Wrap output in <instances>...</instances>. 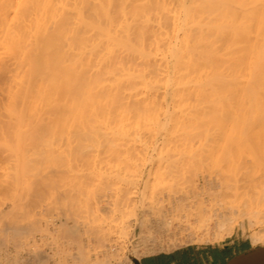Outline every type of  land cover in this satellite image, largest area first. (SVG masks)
Listing matches in <instances>:
<instances>
[{
    "label": "rangeland",
    "instance_id": "1",
    "mask_svg": "<svg viewBox=\"0 0 264 264\" xmlns=\"http://www.w3.org/2000/svg\"><path fill=\"white\" fill-rule=\"evenodd\" d=\"M19 1L20 3H18ZM24 1L25 0H15L14 2L16 3H14L12 8L15 6L14 9H16V4L18 6L22 4L23 6L25 3ZM26 5H28V3H26ZM30 8H34L35 10V6L33 8ZM29 12L33 11L31 10ZM49 34L51 35L52 33L50 32ZM23 36L25 37V35ZM46 36L47 35H45L44 37L37 36L39 39L36 37V41L34 39L35 37H23V40L25 44H28V47L30 43H35V46L31 45L32 48L29 49L31 53H26V55L28 54L32 59H30L32 62L30 63V65H27V68L23 67L21 70V67L17 65L14 67L10 66L12 68L4 69L0 65V174H2L0 175V182L3 183H0V192L4 191L3 194H0V245L2 244L0 247V264H36L40 261L42 262V264H46V262L47 264H68L64 263V261L66 262V258L69 257L67 254H70L71 252L73 253V251L87 250L91 252L93 249H104L108 251L107 253H112V251L109 252V250L107 249L108 247L112 246L114 247V251L116 252L113 251L114 254L112 256L115 257V261L112 259L110 264H115V262L116 264H118L117 261L119 262V264H126L127 262V264H130L131 259H133L134 262H137L138 260H136L135 257H141L142 255H144L146 253V249L140 247V245H143V243L139 240L140 235L141 233L143 234V232H141L140 235H137L134 232L136 225L140 223V225L142 226L143 224L148 223L151 218L155 216L157 217L165 207L171 209L174 202H177V205L175 207L174 217L170 221L171 223L177 224L178 228L176 229V232L179 231V228H181V234L180 231L177 232L179 233V235L182 236L184 233L189 232L191 235H198L197 237L199 239L204 238L205 235H208L207 241L212 239V236V238L209 239V235L213 234L214 232V222L211 221L212 219H214V216H212L211 220L209 221V217L213 213V211L209 208L214 206V202L218 200L220 202H217V204L220 205L219 209L222 215L226 216L227 213L229 215V212L232 211L230 212L231 217H233L234 221L237 218L236 222H239L238 218L242 216L240 218H242L241 220L243 222L244 229H240V226L236 223L231 236H239L250 240L249 236L252 231H250L248 228V223L245 219V216L243 217V215L246 214L244 209H246L247 207V213H249V211L256 212V214L254 215L258 217V220L263 219L262 222H264V124L260 121V119H263L259 118V114H256V109L258 107L254 109L250 104L252 107L248 111L249 113L250 111L252 112V115L250 114L252 118L250 115H248L249 113L247 114L246 112V115L243 114L244 116L241 112L235 114V110L233 111L232 107L230 108V110L233 111V116H231V113L228 109H223L224 111H221V109H219L220 111L218 112H215L214 110L215 114H219H216L217 118L215 117L214 119L215 114L214 116H208L213 115V111H210L211 113L205 112L207 116H204V112L201 110L202 107H196L198 105H195L196 102L194 101V98H197L198 96H182L183 98H181L180 102L182 107L184 108L183 110L182 108H177V110L179 111L181 109V113L185 112V116L180 112L178 113V111L175 109L176 107H179L180 104H176L175 107L173 104L175 103V101L171 103V100H174V97H176L174 95L163 93L162 95L164 96H161L160 94L162 100H160L161 98L159 99V96L156 95L153 102H151V99H153L154 95H145L147 97L145 98L142 97V94V96L138 94L131 96L133 98H131V101L129 99L128 102L122 103L123 100L118 99L121 101L120 103H122V106L119 105L122 110L123 106L125 108L126 106L131 108V110L128 108L126 109H128L130 113H133V117L131 116L132 114L128 112V110L127 114L126 110L124 109V114L127 117H132L129 118V120L125 121L127 119L126 116H123L124 114L120 116L122 110L120 109L121 112L119 111L118 113V107L116 108V110L112 108L114 116L113 113L112 116L110 114L111 120L112 117L114 119L118 117L120 121L124 120L125 122L122 124L118 119V121L114 120L115 122L113 121L114 123H111L112 126L114 124L116 126L118 123L120 125V128L119 126H117L116 129L114 128V130H116L115 132L117 133H115L112 129L114 134H110L108 132L111 130L106 131L109 133V136H107L106 134H99L98 132L97 134L88 132L90 133L89 135L86 132H77V135H79L77 136L74 135V132V134H70L67 131L68 134H66L67 132L65 131H49V128H46L44 130H42L43 128L37 130V128L39 127L36 125L37 116L35 113L32 114L33 111L32 109H30V106L32 107V105L29 106V102L33 100L36 102V97H38L39 100V96L35 95L37 88H47V86H45L46 84L44 85L43 79L41 81L40 73L42 72L41 70H43V68L45 67V64H43L42 62L46 63L48 59H50L46 54L48 53V56L50 55V51L53 46H51V43L48 42H52L54 38ZM8 37V39L6 38V43L7 41H10L11 44L9 45V48H7V50L11 49V51L9 50L10 54L13 53L11 57L17 58L20 54L19 46L21 47V45L24 43L22 42V36H20L22 43L20 42V40L17 41V37L14 39L15 36H13L12 39L10 36ZM28 38L33 41H28L29 43H26V40H28ZM48 38L53 39L49 40ZM39 40H41V42L43 43L40 44L41 42ZM0 41L1 47H4V45L2 46V40ZM10 42H8V44ZM6 43H3L5 44V47L8 46ZM44 43L45 45H48L45 48L46 50L44 49ZM25 44H23V46ZM1 47L0 52H2V54H0V59L3 60L2 57L6 59V55L4 53V49ZM38 48H42V52L41 49H39L40 52L38 50L40 55L37 54L38 52L36 53L37 55L35 54ZM48 48H50V51H47ZM32 49L35 51L33 52ZM44 50L45 52L43 53ZM53 51L50 55L51 58ZM5 52L7 51L5 50ZM36 56H38V58ZM35 60L36 62L32 64ZM36 63L38 65L41 64L40 67H38ZM34 65H36L37 68L34 67ZM26 69L28 70L26 72L31 71V74L27 73L25 76V71H22ZM34 70L35 72H33ZM27 75H29V77H27ZM31 77L33 78V80L31 79ZM21 79H23V82H26L25 84L22 83V81L20 82L22 87L19 84V81ZM39 81L41 82V86ZM23 84L24 86L26 84L29 85H27V89L24 92L25 98L23 97V101L26 104L22 106V103L20 101H18L20 102L18 103L15 100H19L18 96L20 100H22V97H20V93L22 92L21 94H23ZM31 85H35V89L34 87L33 89L31 88L30 92V87H32ZM28 91L30 94L28 93ZM47 93H49V91H47ZM26 95H29L28 97L31 98L28 99ZM126 96L127 95H125V97ZM157 96L158 98H156ZM125 97H123L124 100ZM129 97L130 96L128 95V98ZM148 97L151 98L149 99L150 101L148 100L150 105L146 103L148 102L147 100L145 102H142V104L144 103L145 106L139 103V101H142L143 98L148 99ZM171 97L174 99H170ZM177 97L176 101L178 100ZM212 98L214 99L215 97ZM215 99L219 101L221 98ZM155 100L159 101L154 102ZM14 101L15 104H13ZM235 101L238 102L237 100ZM16 102L18 103V106ZM234 102L233 104H235ZM239 102L242 101L240 100ZM203 103H205V101ZM155 104L156 107L154 106ZM199 104L202 105L201 102ZM205 104L207 105L208 102H206ZM219 104V107H221L222 104ZM137 105H140V107H142V110L137 108ZM238 105L240 104L238 103ZM241 105L243 108V103H241ZM24 106V110L25 112H27V117L26 115H24L26 117L25 119L23 118L24 113L22 115L19 114V111H21ZM216 107L217 106L215 105V109H218ZM228 107L229 106H227V108ZM173 108L177 111V113L175 111L172 112ZM196 108H200L199 112L202 111L203 113H198V111L195 112ZM17 109L18 111L16 112L15 110ZM169 110L174 114H172ZM186 111L188 114H186ZM13 112H15L14 114L18 118L20 115L19 120L15 119V115H12ZM199 114L202 117H200ZM187 115L189 116L187 117ZM235 115H237V117ZM261 115L262 114H260V117ZM11 116H13L14 118ZM140 116H142V118H140ZM21 117L24 119V121L27 122L22 121ZM124 117L125 119H123ZM209 117L213 119H210ZM240 117L242 120L240 119ZM262 117L264 118V116ZM204 118H206V120H208L209 122L211 120V125ZM177 119L179 120V122ZM230 119L232 121L231 123H229L230 121H228ZM252 119L256 123L253 122ZM12 120H15L14 122H16V125H14V122ZM138 120L142 122L141 126H143V128L139 126L140 122ZM240 120L241 123H238V121ZM247 121H250L251 123ZM137 122L139 124H137ZM168 122H170L169 124L175 122L173 123L175 127L173 125L174 128L171 131H168L171 127L170 125H168ZM245 122L250 123L249 125H252L250 126L252 132H250L251 130H247L248 133H245L246 131L245 129H243L244 127H242L244 125L246 127ZM134 123L135 125L137 124L136 128ZM165 123H167L168 127L165 125ZM23 124H25L26 127H24ZM183 124H185L186 129L179 131V128H182L181 126H183ZM239 124H241V126ZM17 125H19V127ZM125 125H133L134 129H136V132L133 128H127V126L125 127ZM145 125L146 128L151 125V127H149V131L147 130L148 128L145 129ZM235 125L238 126L236 127ZM256 125L259 126L257 127ZM21 126L23 129L25 128V131H23ZM205 126L207 128L209 126L210 127L206 129ZM211 126H213V128ZM15 127L18 128L16 129ZM155 127H157L156 130ZM162 127H166L165 131ZM34 128L36 129V131L33 130ZM236 128L237 131L241 130V132H237ZM253 128H255V130ZM139 131L142 132L139 133ZM24 132H28L27 134L29 135H26ZM29 132H31V134ZM32 132H34V136L32 135ZM40 132L41 135L39 134ZM54 133L57 134L54 135ZM22 134L25 135L26 138L29 136L28 138L30 139L27 138V141ZM47 134L50 136H48ZM8 135L11 139L8 137ZM81 135L82 141L80 139ZM86 135L87 138H85ZM15 136H20L19 138H21L22 136L23 139H21V142L23 140L24 143L22 142V144L21 142H19L20 139L19 141L16 140L17 137L15 138ZM6 137L9 140L13 139V141H9L8 139H6ZM31 137H33L34 139H32ZM108 137H110V139ZM104 138V142H100V140H103ZM35 139L36 142L39 143L37 144V146L34 145L35 141L33 140ZM40 139L42 140L41 142ZM3 140L6 141H4V144ZM43 140L45 144L42 143ZM71 140L73 141V143ZM109 140L112 142L110 143ZM17 141L18 143H16ZM29 142H31L30 144L32 145H28ZM26 146L30 147V149L28 148L27 150ZM21 149H23L24 151ZM2 159L3 161H1ZM170 163L176 164V167L173 169L174 166L172 167L171 165L170 168ZM160 167H162V169ZM167 168L174 171L172 172ZM48 169L50 170V172ZM179 169L182 170H180V172L182 173L179 172ZM157 171L158 173H156ZM48 173L50 174L47 176L46 174ZM222 175H225L224 179ZM157 176L159 177L158 179L156 178ZM220 179L224 183L226 182L232 187L230 189L234 191L233 194L232 191L230 192V189H228L229 186L227 189L230 194H232L234 197L236 196L235 198L230 197L232 195L229 194L230 196H228L227 198L229 199V205L230 202L234 203V201L231 200L235 199V204L236 201H238L239 203L237 202V204L240 205L236 206L239 208H241L242 206L240 210L243 211H234L237 208L233 206L235 205L233 203H231L232 205L230 206H233L232 208L235 209L229 210L231 209V207H225L229 206L226 205L228 202H225L227 200L226 194H224L228 191H224V189H226V186L224 188V183ZM217 180L220 182H217ZM230 182H232L233 184ZM219 183L223 184L219 186ZM234 185H236L235 189H237V185H239L238 192H235V189H233ZM221 186L222 188H220L219 191V187ZM242 187L245 188L243 189ZM99 189H101V191H99ZM216 190H218L219 192H217ZM213 191L217 192L216 195L212 194ZM236 193L240 194L237 196ZM120 197L130 198V202L128 200L129 204H119L121 201ZM212 197L215 198L213 199ZM237 197L238 199L236 200ZM116 198L119 199L117 200ZM242 199H244V201H242ZM202 200H204L203 203H200L202 202ZM113 201L115 203L112 204ZM241 201L243 203L246 202V204L248 203V206H250V208L247 205H244L245 207L243 209ZM123 202L125 201L123 200ZM199 204H203L205 209H200L199 206L201 205ZM30 208L34 210L36 224L35 227L30 230V232L28 231L29 237L26 238L25 236L26 241L23 236L24 234L14 235L12 229H3L7 228V226H19V223H22L21 218H23V213L27 210H31ZM239 208L237 210H239ZM248 208L252 210H249ZM222 209L225 211H223ZM227 209L229 211H227ZM242 212L244 213L242 214ZM236 213L237 217L235 218ZM232 214L234 216H232ZM74 226L77 228L74 229ZM261 227H264V224L259 225L255 229V231H258V229ZM2 229L3 232H1ZM188 229L191 232L186 231ZM102 238H105L107 241L105 239L103 241ZM257 246L260 249H264V245ZM38 255L44 257V260L43 258L40 260L36 258Z\"/></svg>",
    "mask_w": 264,
    "mask_h": 264
},
{
    "label": "bare ground",
    "instance_id": "2",
    "mask_svg": "<svg viewBox=\"0 0 264 264\" xmlns=\"http://www.w3.org/2000/svg\"><path fill=\"white\" fill-rule=\"evenodd\" d=\"M14 1L15 0H0V40H2V46L4 45V47H1V45L0 47L4 49V53L6 55V56L3 55L6 57V59L4 57H2L3 60L0 59L1 61L0 65L4 69L12 68L14 66L19 65L21 67L20 69L22 70L23 67L27 68V65L28 64L30 65V63L32 62L31 57L27 54L29 57L28 59L26 53L30 52L29 49L32 48L31 45L35 46V43L34 44L30 43L28 47V44H25L23 40V37H24L23 35H25L26 38L35 37L34 38L35 41H36L37 36L44 37L45 35H47L46 37L54 38V40L52 41L53 44L50 41L48 42V43H51V46H53L51 51H50V48L47 49V51L49 50L51 53L54 50L52 54V58L50 56L51 53L49 57L46 51L47 57L50 58L51 60L47 58L48 61L46 63L42 62L43 64H45V67L43 68V70H41L42 72L40 73L41 81L43 79L44 85L46 84L45 86H47L48 90L46 87L37 88L35 95L39 96V100H38V97H36L37 98L36 102L34 100L33 101L30 100L31 102H29V106L32 105V107L30 106V109H32L33 111L32 114L35 113L37 116L36 125L39 126L38 127L39 129L37 128V130H40L42 128H43L42 130L49 128V131L51 130L52 131L55 130L54 132H56L57 130L58 132L68 131L70 134L75 133L74 135H77L78 134L77 132H86L88 135L90 133L97 134L98 132L99 134H103V135L106 134L107 136H109V133L110 134L113 133L114 128L116 129L117 126H119L120 128V125L118 123L116 126L115 124L113 126L111 124L115 122L114 120L118 119V117L115 119L112 117V120H111L110 114L112 116V113H113V116H114V112H112V108L116 110V108L118 107L117 112L119 113V111L121 112L122 110L119 105H121L124 102H128L129 99L131 101L132 100L131 98H133L131 96L133 95L142 94L143 96L142 95L141 96L145 98H147L146 96H148L149 94L154 95L153 99L148 97V99L143 98L144 101L143 100L139 101V103L142 104V102H145L146 100L148 101L149 99H151L152 100L151 102H153L156 95H158L159 99L161 98L160 100H162L161 96H164L162 95L163 93L164 94L169 93L176 97L178 96L177 101H176V97L174 96L173 97L175 99L172 97L170 98V99H174V100H171L172 102L171 101L170 102L173 103L175 101V103H173L175 107H176V104L177 105L180 104L179 107L175 108L176 110L177 108H182V110L184 108L182 107L181 102H180L181 98H183L182 96H196V97L198 96L197 98L199 99L194 98V101L196 102L195 105H198L196 107H200V106L202 107L201 110L204 112V116L206 115L205 112L211 113L210 111L214 112V110L215 112H218L220 111L219 109H221V111L223 109H228L229 112L231 113V116H233L232 114L234 110H235L234 112L235 114L241 112L243 115L245 114V112L248 114L249 113L248 110H250L252 106L254 109L258 107L256 109V114L257 115L259 114V118L263 119V120L260 119V121L261 123L263 122L264 124V118L262 117L264 116V0H25L24 1L25 3L23 6L22 4L20 6L16 4V9H14L15 6L12 8L14 3H16ZM18 3H20V1ZM26 3H28V5H26ZM34 6H35V10L33 8ZM30 7H32L33 9H31ZM28 10L29 11L32 10L33 12H29ZM50 32L54 34L50 35L49 34ZM8 36H10L11 39L13 36H15L14 39L17 37L18 39L17 41L20 40V42H21L20 36H22V40H23L22 42H24L23 44L25 45L23 46L22 44L21 47L19 46L20 54H19V57L17 58L11 57V55H13V53L10 54L11 49L7 50V48H9V45L11 44L10 41H7L6 43V38L7 39L9 38ZM53 38L51 39L48 38V39L52 40ZM41 40L39 41L41 42ZM28 41L31 42L33 40H30L28 38V40H26V43ZM8 42L10 43L8 44ZM3 43H6L8 46L5 47V44ZM42 43L43 42H41L40 44ZM47 46L48 45H45L44 49ZM39 49H41V52H42V48H38L35 54L38 52ZM5 50L7 52H5ZM45 50L43 51V53L45 52ZM34 51L35 50H33V52ZM39 52L37 53L38 55H40ZM0 54H2V52H0ZM36 57L38 58V56ZM35 62L36 60L33 61L32 64H34ZM37 63L36 65H38ZM36 65H34V67H36ZM40 65H38V67H40ZM26 71L28 70L26 69L22 71L25 73V76L27 73L31 74L30 73L31 71L29 72H26ZM33 72H35V70ZM27 77H29V75H27ZM22 78H23V75H22ZM31 79L33 80L32 77ZM36 79H35V82H36ZM22 80L23 79L19 81V84ZM22 83L25 84L26 82L22 81ZM27 85L29 84H26L24 86L25 89L22 88L23 94H21L22 92L20 93L21 95L20 97H22L21 98L22 100H20L19 96H18L19 100L17 99L15 100L17 102L20 101L22 103V106L26 104L23 101V97L25 98L24 92L27 89ZM31 86L32 87H30V92H31V88L33 89L35 85L34 86L31 85ZM40 86H41V82H40ZM28 90H29V87H28ZM47 91H49V93H47ZM125 95H127L126 96L127 98L125 97ZM128 95L130 96L129 98H128ZM26 96L28 97L29 95H26ZM121 96L125 97V100ZM158 96L156 98H158ZM212 97L221 98L223 101L221 99H220L221 101L220 100L218 101L217 99L215 98L213 99ZM29 98L31 97H28V99ZM118 99L123 100V102L120 103L121 101ZM224 100L225 101L227 100V101L225 102ZM235 100H237L238 102H236ZM240 100L242 102H239ZM15 101L13 104H15ZM149 101L146 103L149 104ZM157 101L159 100H155L154 102H157ZM204 101L205 103L208 102V104L206 105L205 103H203ZM215 101L217 102V104ZM230 101L231 102L235 101L234 102L235 104H233V102L231 103ZM17 102L16 104L18 106V103L20 102L18 103ZM200 102L202 103L203 106L199 104ZM219 103H221L222 105L224 104L223 107L222 105L221 107H219L220 106ZM238 103L240 105H238ZM241 103H243V108H242ZM246 103L248 104V106ZM210 104H212L213 106ZM123 105H126V104H123ZM142 105H144V103ZM215 105L217 106L216 108L218 109H215ZM154 106L156 107V104ZM227 106L229 107L227 108ZM126 108L131 110V108L127 106ZM126 108L123 106V110L120 113V116L124 114L125 112L124 109L127 112L128 109ZM137 108L142 110V107H140V105L139 106L137 105ZM200 108H196L195 112L198 111V113H203L202 111L199 112ZM230 108H232L233 111H231ZM24 109H25V106L23 109H21V111H19V114L22 115L24 113L23 118L25 119L27 117V114H26L27 112H25ZM175 109L173 108L172 112L175 111L177 113L178 110L176 111ZM182 110L180 109L178 113L179 112L181 113ZM15 111L17 112L18 109ZM128 112L130 113L129 110ZM215 112L213 113V115H208V116H214ZM14 113L15 112H13L12 115H15ZM251 113L252 112L250 111L248 115H250ZM130 114H132L131 116L133 117V113H130ZM181 114L185 115V112ZM186 114H188L187 111H186ZM216 114L219 115L218 113ZM216 114L214 116V119L216 117ZM260 114H262L261 117H260ZM20 115H19V118H20ZM24 115H26V117ZM123 116H126V115L124 114ZM188 116L189 115H187V117ZM235 116L237 117V115ZM15 117H16L15 119L19 120V118L16 115ZM132 117L126 116L127 119L125 121L129 120V118H132ZM23 118L21 117L22 121H24ZM140 118H142V116H140ZM123 119H125V117ZM204 119L206 120V118ZM210 119H213V118H210ZM241 120L238 121V123H241ZM125 121L119 120V122H121L122 124ZM228 121H230L229 123L232 122L231 119ZM250 121H247V122H250ZM252 121L255 122L253 119ZM24 122H27V121H24ZM139 122H140L139 126H141L142 122L141 121ZM201 122H205V121H201ZM210 122L209 124L211 125ZM247 122H245L246 127L245 125L242 126L244 127L243 129H245L246 131L245 133H248L247 130L248 131L251 130L250 126H252V125H249L251 122L250 123H247ZM169 123L170 122H168V125H170L171 127L169 126L170 129L169 130L167 129V130L171 131L175 127V125L173 124L175 122L171 123L172 125ZM137 124L139 123L137 122ZM137 124L135 125L134 123L135 128ZM14 125H16V122H14ZM146 125H145V129L148 128L147 130L149 131V127H151V125L148 126L147 128H146ZM165 125L168 127L167 123H165ZM239 125L241 126V124ZM248 125H249V128H248ZM17 126L19 127V125ZM23 126L26 127L25 124H23ZM126 126L127 128L129 127L131 129L132 128L134 129L133 125H132L133 127L129 125H125V127ZM235 126L237 127L238 125H235ZM256 126L258 127L259 125H256ZM141 127L143 128V126ZM181 127L182 128H179V131L186 129L185 124H183V126ZM211 127L213 128V126ZM156 128L157 127H155V130ZM162 128L165 131L166 127L165 128L162 127ZM208 128L206 127V129ZM241 128H238V129H241ZM255 128L253 129L255 130ZM24 129L23 131H25ZM33 130L36 131L35 128ZM108 130H111V131H108ZM134 130L136 132V129ZM228 130H229V127H228ZM106 131H108L109 133ZM115 131L116 130H114V132ZM236 131H237V128H236ZM68 132L66 134H68ZM141 132L139 131V133ZM237 132H241V130ZM250 132H252V130ZM27 133L25 134L29 135ZM29 133L31 134V132ZM33 133L34 132H32V135ZM35 133H38V132H35ZM39 134L41 135V132ZM55 134L57 133H54V135ZM23 136L26 138L25 135ZM8 137L10 138L9 135ZM16 137L17 136H15V138ZM19 137H17L16 140L19 141L20 139L19 142H21V139H23V137L22 136L21 138ZM27 138L26 140L28 141V139L30 138L28 139ZM31 138L34 139L33 137ZM85 138H87V135ZM108 138L110 139V137ZM6 139L8 138L6 137ZM80 139L82 141V135L80 136ZM104 140L105 138L103 140H100V142L101 141L104 142ZM4 141L5 140H3V144L6 142ZM9 141H13V139ZM18 141L16 143H18ZM33 141H35L36 143V144L34 143L35 146L39 144L38 142H36V139ZM41 141L42 140L40 139V142ZM106 141H107V138H106ZM22 142L24 143L23 140ZM109 142L111 143L112 141L109 140ZM30 143L31 142H29L28 145ZM42 143H44V140ZM35 146H32V147H35ZM28 148L30 149V147H27V150ZM1 161H3V159ZM171 165L172 167L174 166L173 169L176 167V164L174 163L173 164L170 163L169 167ZM160 168L162 169V167ZM181 169H179V172ZM168 170H171L172 172L174 171L172 169H168ZM156 173H158V171ZM49 174L50 173L46 175L48 176ZM222 176L224 179L225 175H222ZM156 178L158 179L159 177L157 176ZM218 180L217 182H220ZM223 183H219V186ZM226 184L227 183L225 182L224 188L225 186H226V189L228 188V186H229L228 189L232 188L230 185L228 184L226 185ZM238 186L239 185H237V189H235L236 185H234L233 189H235V192H238ZM220 188H222V186L219 187V191H220ZM226 189H224V191L227 192L228 189L227 190ZM99 191H101V189H99ZM216 191L219 192L218 190ZM216 191H213V193L212 192L211 193L216 195L217 193ZM231 191L232 189H230V192ZM3 192L4 191L0 192V194L1 193L3 194ZM228 192L224 193L226 194V200H227L225 202H228L226 205H229V201H228L229 199H227L228 196L232 195L234 191H232V194ZM236 194L238 196L240 193L239 194L236 193ZM230 197H234V196L232 195ZM212 198L214 199L215 197H212ZM237 199L238 197L236 198V200ZM244 199H242V201H244ZM117 200H116V203H117ZM120 200L121 201L119 204L124 203V205L125 204L128 205L130 202V198L120 197ZM123 200L125 202H123ZM114 201L112 202V204L115 203ZM203 201L204 200H202V202L200 203H203ZM231 201H234V203L230 202V205H232L231 203L235 204V199L234 200L232 199ZM217 202L219 203L220 201L217 200L216 202H214L213 204L214 206L209 208L213 211L212 215L209 217L210 218L209 221L211 220L212 216H214V219L211 220L212 222H214V232L213 234L209 236L213 237V238L210 237L213 239V241L220 242L226 237H229L232 235L233 229L236 223L240 226V229H244V226L241 220L242 218H240L242 216L239 217V214H238V217L240 218V219L238 218L239 222H236L237 213L235 214L236 215L235 221L233 217H231L230 212L232 211L229 212V215L227 212H226L227 214L225 213L226 216L222 215L219 209L220 205L217 204ZM237 202L238 201H236V204L233 206L238 209L239 207H237L236 205L238 206L240 205L237 204ZM202 205L199 206L200 209L204 208V205L203 206ZM230 205L225 206V207H231ZM242 205L244 209L246 205L248 206V203L246 204V202L244 203L242 202ZM232 207L229 210L235 209ZM248 207L250 208V206ZM241 208H239V210L236 209L234 211H237V212L243 211V210H240ZM246 209H244L246 214H244L243 217L245 216V219L248 223V228L250 231H252V233L249 236L250 242L254 246L264 245V227H261L258 229V231H255V229L259 225L264 224V222H262L263 219L258 220V217L254 215L256 214V212L249 211V213H247ZM229 210L227 209V211ZM249 210H252V209H249ZM243 213L244 212H242V214ZM34 216H35V213L33 209L27 210L22 215V217L24 218V219L21 218L22 223L20 221H19L20 223L18 222L20 224L19 226L18 225L14 227L7 226V228H3V229H6V230L12 229L14 235L24 234L23 235L24 238L25 236L27 238L29 237L28 234L30 230H32L36 224L35 223L36 220ZM232 216L234 215L232 214ZM168 219L170 220V218ZM76 228L77 227L74 226V229ZM3 229L1 232H3ZM180 230L181 228H179V231ZM186 231H190V230L188 229ZM180 234H181V231H180ZM148 235L149 234L141 233L139 240L143 243V245H145V241L149 239ZM183 236L185 237V235ZM197 236L198 235H196L195 239H197ZM205 236L204 238H200V239L198 238L196 242L206 241L208 238V235H205ZM192 237L193 236H191V239ZM26 238H25V241H26ZM104 239L105 238H102L103 241ZM178 239L180 241V238ZM212 239L210 240L212 241ZM210 240L208 241L210 242ZM179 241H177L176 243H178ZM180 242H182V240ZM171 244L172 246H174L172 242ZM143 247H146V245ZM107 249L109 250V252L112 251V253L111 252L107 253L108 251L104 249L102 250L93 249L91 252L87 250L73 251V253L71 252L70 254H67L69 257L66 256L67 257L66 262L64 261V263H68V264L69 263L71 264H110L111 260L112 259L114 260L115 258L114 256H112L114 254L113 251L115 249L113 246L108 247ZM145 251H147V249ZM138 257L139 256H136L135 259L138 260ZM36 258H38L39 260L43 258L44 260V257H42L41 255H38ZM117 263L119 264L118 261ZM36 264H42V262L40 261V262H37Z\"/></svg>",
    "mask_w": 264,
    "mask_h": 264
},
{
    "label": "crops",
    "instance_id": "3",
    "mask_svg": "<svg viewBox=\"0 0 264 264\" xmlns=\"http://www.w3.org/2000/svg\"><path fill=\"white\" fill-rule=\"evenodd\" d=\"M176 205L177 202H174L171 209L165 207L148 223L136 225L134 232L137 235L143 232L151 236L145 241L146 247L141 246L147 249L146 253L139 257L135 264H233L240 258L260 250L258 246L252 245L250 240L239 236L226 237L220 242H196L198 237L195 239L196 236L188 233L183 234L186 238L179 236L175 231L177 224L170 221L174 217ZM188 235L193 236L192 239ZM176 240L180 244L176 243Z\"/></svg>",
    "mask_w": 264,
    "mask_h": 264
},
{
    "label": "water",
    "instance_id": "4",
    "mask_svg": "<svg viewBox=\"0 0 264 264\" xmlns=\"http://www.w3.org/2000/svg\"><path fill=\"white\" fill-rule=\"evenodd\" d=\"M233 264H264V249H260L250 255L244 256Z\"/></svg>",
    "mask_w": 264,
    "mask_h": 264
},
{
    "label": "built area",
    "instance_id": "5",
    "mask_svg": "<svg viewBox=\"0 0 264 264\" xmlns=\"http://www.w3.org/2000/svg\"><path fill=\"white\" fill-rule=\"evenodd\" d=\"M139 259V258H138ZM130 262V261H129ZM136 263V261L134 262V260L133 259H131V262H130V264H135Z\"/></svg>",
    "mask_w": 264,
    "mask_h": 264
}]
</instances>
